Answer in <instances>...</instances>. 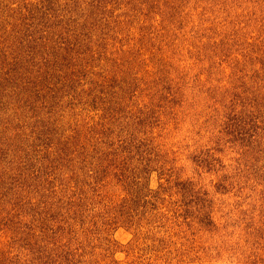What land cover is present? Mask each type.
<instances>
[{"label":"rangeland","instance_id":"obj_1","mask_svg":"<svg viewBox=\"0 0 264 264\" xmlns=\"http://www.w3.org/2000/svg\"><path fill=\"white\" fill-rule=\"evenodd\" d=\"M25 22L0 264H264V0H0Z\"/></svg>","mask_w":264,"mask_h":264},{"label":"trees","instance_id":"obj_2","mask_svg":"<svg viewBox=\"0 0 264 264\" xmlns=\"http://www.w3.org/2000/svg\"><path fill=\"white\" fill-rule=\"evenodd\" d=\"M43 14H45V9H43ZM49 15L50 14L46 15L45 17L47 18ZM20 26H21L20 34H18L16 30H14V27L7 28V24L5 26H0V85L2 84L3 87L2 89L5 90L11 87L14 88H17L16 86L20 87V83H19L20 81L24 82L23 80H25L27 82L28 81L26 79L27 77L29 78L34 77L31 72L33 67H35L34 65L37 66L36 58L39 59V55H41L42 52L41 47L44 46L45 44H48L49 40H51L48 38L46 41L44 37L38 38L33 36L31 34L32 33L31 22H25ZM19 36L20 39L18 41L16 42L9 41V37H12L14 40H16ZM18 44L23 46L24 48L22 51L23 53L22 57L24 56L25 59L23 60V63L19 65L18 69H15L14 64L17 61L16 54H18L20 51L19 49H17L19 48L17 47ZM47 52L48 50H46V53ZM10 56L12 57L10 58ZM43 61H46V64L44 63L45 66L44 65L43 66L45 67L44 70L46 71L48 76L47 69H52L51 66H48L49 57H47V59ZM35 77H37V75H35ZM41 78L44 77L41 76ZM75 207L76 206H70L67 209H65V211L63 210V216L70 217L71 215L75 214L77 212L75 210L76 209Z\"/></svg>","mask_w":264,"mask_h":264}]
</instances>
